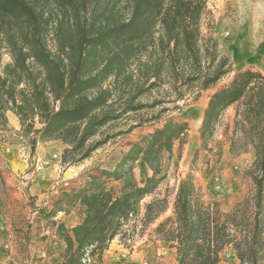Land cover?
Instances as JSON below:
<instances>
[{"label":"trees","instance_id":"obj_1","mask_svg":"<svg viewBox=\"0 0 264 264\" xmlns=\"http://www.w3.org/2000/svg\"><path fill=\"white\" fill-rule=\"evenodd\" d=\"M207 12L205 0H0V130L11 110L31 151L38 141L60 140L62 160L72 163L103 142L89 140L119 112L163 102L142 103L141 95L164 90L174 102L197 89L196 99L231 71L228 57L202 31ZM2 48L10 56L5 64ZM116 103L122 105L118 113ZM228 107L234 109L229 150L251 152L247 173L255 191L223 212L202 199L193 174L181 177L171 214L154 228L176 248L177 264H219L226 246L239 264H264V75L259 70L236 71L208 96L199 127L204 145ZM187 128L185 121L166 119L131 143L112 169H100L54 201L46 214L74 206L79 216L71 234L60 235L61 264H100L116 235L132 238L137 221L142 229L168 209L165 193L145 202L138 217L141 200L165 178L163 152L171 156L174 140ZM139 159L150 170L142 184L133 173ZM114 182L115 193L109 187ZM62 228L59 224L58 231Z\"/></svg>","mask_w":264,"mask_h":264},{"label":"rangeland","instance_id":"obj_2","mask_svg":"<svg viewBox=\"0 0 264 264\" xmlns=\"http://www.w3.org/2000/svg\"><path fill=\"white\" fill-rule=\"evenodd\" d=\"M205 1L208 12L202 20V31L216 42L218 51L228 57L231 71L214 86L199 91L196 99H193V95L197 89L186 91L182 99L174 102L168 100L172 97L168 98L164 90L159 92L151 90L141 95L137 101L142 103H150L153 99L159 98L163 99V102L152 107L144 106L119 112L117 118L105 124L100 132L89 140V143L96 140L103 142L87 157L72 163L62 160L65 144L60 140H46L44 144L38 141L31 151L27 139L20 131L12 130L11 120L10 129L0 131V152L7 154L3 168L0 169V182L4 184L5 193L10 192L15 183L23 187L22 191L30 187L35 183V176L41 165L44 168L45 165L48 166L45 182L49 184L48 194L42 200H37L36 195L28 196L26 203L19 202L16 205H11L9 200L10 205L6 208L22 216V220L16 223L17 227L12 223L9 229L16 232L13 235L20 238L22 243L18 240L15 246H12V242L11 244L8 241L1 242L0 264H48L47 258L58 248L53 235L64 243L65 248V242L60 235L64 232L71 234V228H66L62 223L59 224L63 228L58 231L59 224L55 226L57 220L50 218L58 212L54 215L46 214L54 203L50 207L47 206L50 195L57 196V199L63 192L88 182L100 169H112L131 143L138 142L142 136L160 127L170 117L185 121L188 128L184 135L174 140L171 156L163 152L162 173H165V178L154 193L141 200L138 217L142 216L144 203L154 196L167 193L169 207L154 222L142 229L141 222L137 221L132 238L122 240L120 235H116L103 250L100 264H177L176 248L161 239L154 228L171 214L177 182L187 173L193 174L196 184L200 186L202 199L206 202H216L220 211H229L237 202L253 195L255 187L247 173L252 161L251 152L233 153L229 150L233 107H228L222 112L212 136L206 140L205 145L201 141L199 127L208 96L227 83L236 71L252 68L264 75V0ZM9 57L6 49L2 48V64L7 63ZM161 88L166 89L167 85ZM113 108V112L118 113L122 105L116 103ZM228 109L232 110L231 114ZM42 152L45 153L44 158L51 159L50 162L42 164L43 159H37L38 154ZM133 173L136 181L142 184L150 170L139 159L134 163ZM2 177L7 180H3ZM109 187L115 193L118 183L114 182ZM70 211L77 214L74 206H69L68 211L62 212ZM38 215L46 219L42 226L36 218ZM133 223L132 220L129 222L128 230L133 228ZM11 246L12 250L16 249L18 253L7 259ZM63 250L60 253L61 259ZM25 251L26 255L20 254ZM219 256V264H239L231 246L224 247Z\"/></svg>","mask_w":264,"mask_h":264},{"label":"crops","instance_id":"obj_3","mask_svg":"<svg viewBox=\"0 0 264 264\" xmlns=\"http://www.w3.org/2000/svg\"><path fill=\"white\" fill-rule=\"evenodd\" d=\"M228 111H229V114L232 113L231 109H228ZM6 115H7V120H8L7 126L5 129H2V131H7L8 129H10V123L9 122L11 120L12 130L18 132L20 125H19V120H18L17 116L11 110H7ZM44 143H46V141L41 142V144H44ZM5 149H7V148H5ZM44 152H42L41 154H38L39 157L37 158L38 160H40V158L43 159L41 161L42 164H46V162H48V161L50 162V160H51L49 158L48 159L44 158L45 157ZM6 156H7L6 152H3V151L0 152V169L3 168L4 159ZM45 167L46 168H44L43 165L40 166L41 169L38 171V174L35 176V183H33L30 187L24 189V191H22L23 187L21 185L15 183V184H13V188L10 190V192L8 191V193H5L4 184L0 182V244L3 241H8L10 244L12 242V246H15V244L17 243L18 240L21 242L20 238H17L16 235L15 236L13 235L16 232L12 231L9 228H10L12 223L15 227H17L16 223H18L19 221L22 220V216L19 215V213L16 211L15 212H13L12 210L9 211L8 208H6V207H9V205H10L9 200L12 203L11 205H16V204H19V202L26 203L27 198L30 195L31 196L36 195L37 200H42L43 198H45L47 196L48 190H49V187H48L49 184L45 182L46 181L45 178H46V170H47L48 166L45 165ZM47 173H49V172H47ZM2 179H3V177H2ZM3 180H7V179H3ZM32 181H34V179ZM7 182L8 181H5V183H7ZM56 197L57 196L50 195L49 199L47 200V206L48 207H50L52 205V203L54 202ZM36 218L38 219L40 226H42L43 222H46V219L42 218L39 215ZM50 218L57 220V221H55V226H57L59 223H62L66 228H72L75 224H77L79 222V217L73 211H70L67 213L60 211L56 215L51 216ZM56 218H59V219H56ZM41 229H43V228L41 227ZM54 232H55V229L53 230V233ZM40 234H43V233L40 232ZM9 238H15V239H9ZM53 239H55V244L56 243L58 244V248L54 254L50 255L47 258V262H48V264H61L62 259L60 257V253L64 248V243L62 241H60V239H57L55 237V235H53ZM23 242H24L23 244H25V241H23ZM12 246L9 250V256H7V259H9L11 257L13 258L18 253L16 251V249L12 250L13 249ZM20 254L26 255L27 251L20 253ZM130 257H131V259L134 258L133 255H131Z\"/></svg>","mask_w":264,"mask_h":264}]
</instances>
